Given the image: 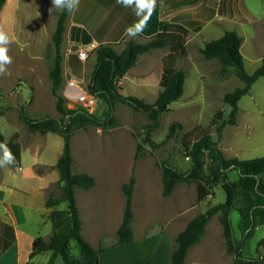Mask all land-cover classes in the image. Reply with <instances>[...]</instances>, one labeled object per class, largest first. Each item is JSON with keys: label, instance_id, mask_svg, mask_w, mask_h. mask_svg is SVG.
Segmentation results:
<instances>
[{"label": "rangeland", "instance_id": "rangeland-1", "mask_svg": "<svg viewBox=\"0 0 264 264\" xmlns=\"http://www.w3.org/2000/svg\"><path fill=\"white\" fill-rule=\"evenodd\" d=\"M219 1L221 0H202L191 6L202 13L199 15L200 20H209L218 10L222 14L230 12L231 16L241 19L242 24L235 25L225 21L222 27H218L215 22H211L204 30L201 31V27L185 35L187 56L177 62V67L186 72L185 91L179 100L171 103L170 110L162 115V126L152 132L151 140L157 146L153 147L150 143L142 141V127L150 122L147 114L122 102H117L115 108L120 127L102 130L90 126L87 129L75 130L72 134L74 172L88 173L96 179V185L91 190H76L83 224L82 233L96 249H110L117 244V232L123 220L126 200L123 186L132 176L135 177L132 227L136 242L131 247L123 246L108 252L106 257H110L107 263H137L142 256H148L150 264H171L176 236L194 217L206 212L215 204L225 202L226 193L222 184L207 186L209 195L203 200L199 199V186L202 182H180L171 195L163 194V161L167 160L184 172L193 166L192 158L185 152V140L193 143L203 134L210 133L227 158L250 160L264 156V76L260 77L252 85L250 92L239 101L236 123H226L222 134H219L218 123L228 120L231 112V107L224 103V96L237 87L244 86V83L232 67L224 66L218 59H208L201 53V48L207 42L220 38L227 30L236 31L246 43L241 47L245 69L248 73H253L264 58V0H232L237 6L235 10L230 11L224 1ZM102 5L105 6L103 3ZM114 6L121 14L131 8L118 3V0H114ZM98 7H90L93 22V12L97 11ZM53 9L55 17L50 12ZM60 10L52 7L51 0H34L33 5H25L24 17L9 24L5 31L10 38L7 48L12 63L7 65V71L0 75L3 94L0 97V132L7 140L19 133L22 151L21 161L16 168L9 164L0 167V200L10 205V210L17 216L18 222L21 215L19 210L25 209L27 203L35 201V198H29V195L34 194L39 182L28 178L34 170L45 177V184L54 183L49 189V194L60 195L57 163L64 148L63 138L52 132H32L21 118L22 111L33 119L62 117L57 110V98L53 94L49 76L54 62V43L51 36L56 29L57 14ZM126 26L127 23L121 28ZM130 38L125 35V39L115 46L116 50H123ZM29 45L34 48L32 53L28 49ZM173 49L175 48L167 46L140 55L134 71L143 70L142 75L135 76L136 82H133L131 76L123 81V85L119 84L122 87L121 93L154 103L158 97L163 72L160 59ZM32 54L36 58H33ZM95 63L96 54L93 51L84 62L86 89L91 81ZM77 65L80 71H75V78L81 80L84 76L83 66L79 63ZM64 72L62 87L59 90L63 96L65 78L69 77ZM33 85L43 89V92L35 91L36 86ZM66 106L72 108L68 101ZM219 110L224 111V118L212 123ZM90 112L103 116L99 101ZM64 121L67 122V119L64 118ZM174 121L181 123V129L177 136L172 137L169 136V128ZM139 144L142 145L141 148ZM205 159L207 160V157ZM227 178L229 181H236L239 178L238 171H230ZM10 189L15 192L11 193ZM66 208V203L58 206L59 210ZM37 212L35 210L29 213V220L37 219ZM3 214L4 205L1 204V218H5ZM231 218L235 235L237 239H241L238 229L240 216L237 210H232ZM6 219L9 220L8 217ZM27 226L31 227L30 224ZM161 232L172 234L173 244H170L168 239L161 240L160 244L153 245L152 249L147 251L140 243L144 233L160 235ZM39 234L48 240L53 234L52 226L41 223ZM8 237L10 240L11 236ZM262 238L264 223L256 227L254 236L246 241L243 249L244 256L259 259L258 264H264V247L259 250L257 248ZM71 244L72 254L80 257L76 242L72 241ZM2 248L0 245V252ZM49 259L50 252L42 253L32 259L31 264H47ZM234 260V254L228 251L219 214L215 215L207 224L202 240L189 250L186 264H234ZM0 264L17 263L10 260L9 256H0ZM54 264H64L60 255Z\"/></svg>", "mask_w": 264, "mask_h": 264}, {"label": "trees", "instance_id": "trees-1", "mask_svg": "<svg viewBox=\"0 0 264 264\" xmlns=\"http://www.w3.org/2000/svg\"><path fill=\"white\" fill-rule=\"evenodd\" d=\"M7 0H0V14ZM196 0L193 1L195 3ZM71 11L61 9L57 14L56 29L52 35L54 43V62L49 72L52 81V91L57 98V110L62 117H44L33 119L25 111L21 118L27 128L32 132L41 134L56 133L64 140V148L59 157L57 168L60 173V195L49 194L46 205L55 208L62 203L67 204L64 210H52L48 218L52 223L53 234L46 240L37 237L33 242V250L30 259L41 253H49L50 259L47 264H54L60 255L64 264H99V254L107 250L100 247L96 249L86 240L82 233V219L77 204V188L91 190L96 185L94 176L88 173H78L73 170V152L71 137L75 130L87 129L90 126L109 130L121 126L115 116L117 102L131 106L134 110L147 114L150 122L142 127V141L157 146L151 140L152 132L162 126V115L170 110L172 102L179 100L185 91L186 72L177 67V62L187 56L185 35L191 30H198L205 21L198 20L193 14L181 16V23L161 22V31L153 36L141 34L131 37L126 45L118 52L116 44H100L96 47V63L88 91L97 99L106 103L103 116H98L84 108H69L66 99L59 93L63 83L62 67V43L65 33V25ZM243 37L236 31L227 30L220 38L207 42L201 48V53L208 59H218L224 66L232 67L244 83V86L226 93L224 103L231 107L230 117L217 125V132L222 134L226 123L235 124L239 111V101L248 94L252 85L264 76V58L262 64L253 72L248 73L244 66L241 47ZM171 46V50L163 59V73L160 79V90L157 100L148 103L141 98L125 96L121 93V80L135 67L138 58L142 54L152 52L155 49ZM80 66L84 62L78 59ZM0 86V97H2ZM67 119V122L64 121ZM224 118V111L219 110L212 123ZM181 129V123L174 121L170 124L169 136H177ZM185 152L192 158L193 166L184 172L171 165L167 160L161 163L163 174V194H172L175 186L180 182H202L199 186V199L203 200L209 195L207 186L222 184L226 193V200L218 203L194 217L175 238L174 250L171 256V264H185L189 250L199 243L209 221L219 214L223 226V234L227 243L228 251L234 254V264H258L259 259L248 258L243 254L247 240L255 234L256 227L264 223V156L250 160H241L238 157L227 158L218 147L217 142L210 133L203 134L193 143L184 141ZM0 144H6L14 157L13 163L9 164L16 168L21 161V143L19 133H15L10 140L0 132ZM139 144V148H141ZM3 150L0 149V158ZM207 157V160L205 159ZM207 165V169H206ZM236 170L239 178L236 181L228 180V173ZM135 177L123 186L126 197L124 216L118 229L117 244H129L134 240L132 221L133 190ZM241 203L240 205L238 204ZM232 210H237L240 216L238 229L241 239H237L231 218ZM72 241L76 242L80 257L72 254ZM264 247V238L258 243V250Z\"/></svg>", "mask_w": 264, "mask_h": 264}, {"label": "crops", "instance_id": "crops-1", "mask_svg": "<svg viewBox=\"0 0 264 264\" xmlns=\"http://www.w3.org/2000/svg\"><path fill=\"white\" fill-rule=\"evenodd\" d=\"M193 1L194 0H156L155 9L150 17V20L147 23L146 28L143 30L141 35L147 37L156 35L161 31V26H160L161 22H164L165 24L181 23V16L185 14H193L196 16L195 18L198 20V18H200L199 15H201L202 13L201 12L199 13L198 10H195L194 7L191 6L193 4ZM201 1L202 0H199L197 2L196 0V3H200ZM223 1L229 7L228 11H230V9L231 10L236 9L235 6L237 5L235 2L233 3L232 0H221L219 1V3ZM102 3L105 6H103ZM30 4L33 5L34 0H7L0 14V28L6 31V27L8 28L9 24H12L14 21H19L21 19L20 17L23 18L25 13V5L29 6ZM92 5L99 6L97 8V11L93 12L95 15L94 22L91 20L93 17H92V13L90 12L91 10L90 7ZM115 9L116 7L114 6V0H103V2L101 0H79L78 7H76L74 10L70 12V15L66 21L65 33L63 36V43H62L63 72L65 71L64 72L65 75L69 76L65 78L64 86L69 78L77 77L75 76V71L76 73L80 71L77 65L79 59L78 50L80 49V47L90 44H95L96 46L100 44H108V43L116 44V45L120 44L125 39L126 29L129 26L136 23L139 19V17L136 15L134 6H131V8L128 9V11H123L122 14L116 11L117 9L116 10ZM54 10L55 9L51 10L50 12L52 16L55 17L53 13ZM229 13L230 12H226L222 14L218 10H216L212 18H210L209 20H206V18L203 19V21H205V25L202 26L201 31L204 30V28H206L211 22H215L218 27H222L223 22L225 21L231 22L235 25L242 24L241 19H236V16L235 17L231 16ZM125 23H127V26L126 28L122 29L121 26L122 25L124 26ZM245 44H246L245 39L243 38V44H242L243 47L245 46ZM28 49L32 53V49L34 48L32 45H29ZM156 50H161V49H155L152 52ZM169 52H167L166 54H168ZM165 55H163L160 59L159 63L161 67H163V64L161 63ZM32 57L36 58V56L34 55ZM136 66L133 67L129 71V73L121 80L120 82L121 85H123V81L125 79H128L131 76H133L132 77L133 82H136L137 77L135 76L142 75L143 70L134 71ZM82 73L84 74V76L83 78H81V80L84 81V78L86 76L85 66H83ZM33 86H36L35 91L38 90L41 93L43 92L42 91L43 89H39L37 85H33ZM98 101L101 104V108L103 109L104 112L106 108V103L99 99L97 100V102ZM28 178L32 179L35 182H39V185L37 186V190L34 192V194L32 196L29 195V198H33V199L35 198V201L31 203H27L25 207L26 210L23 208L19 210L21 213L20 222H18V218L13 213V211L10 210V205L5 203L4 200H0V205L1 204L4 205V212H5V214H3L5 215L4 216L5 218L0 217V245H2L3 247L1 250L2 252H0V256L2 258L3 256H9L10 260H14L17 264L32 263V259H30V254L33 250V242L37 237H42L39 234V226L41 225V223L52 226V223L49 220L48 215L52 210H58V207L48 208L46 205L49 196V189L54 183L45 184L44 181L45 177L42 174L37 173L35 170L28 175ZM10 191L11 193L15 192L14 189H10ZM35 210L38 211L37 219L31 221L28 218V214L32 213V211ZM6 217H8L9 220H7ZM169 222H171V220L168 221V223ZM28 224H30L31 227H28L27 226ZM8 236H11L10 240H8L9 239ZM141 238L143 240L140 243L143 244L144 247H146L145 249L147 251H150L153 245L155 246L157 244H160L161 240L165 241V239H168V242H170V244L171 243L173 244V235L165 232H161L160 235H154L153 233L152 234L144 233ZM157 239L158 241H156ZM135 242L136 239H134L129 244H116L112 246V248L107 249L104 252H101L99 254V264H150L148 256L145 257L142 256L140 258V261H138L137 263H130V262L107 263L110 257V256L106 257V254H108V252L112 251L113 249L115 250L120 249L123 246L131 247L135 244ZM156 252L158 253L157 248H156ZM38 255H36L35 257H37ZM167 264L169 263L167 262Z\"/></svg>", "mask_w": 264, "mask_h": 264}, {"label": "clouds", "instance_id": "clouds-1", "mask_svg": "<svg viewBox=\"0 0 264 264\" xmlns=\"http://www.w3.org/2000/svg\"><path fill=\"white\" fill-rule=\"evenodd\" d=\"M118 3L124 6H134L138 21L126 29V35L135 37L143 32L148 21L155 9L156 0H118ZM53 8L74 10L79 5V0H51ZM10 43V38L7 33L0 28V75L7 71V65L12 63L11 57L8 56L7 45ZM0 149L3 150V156L0 158V167L11 164L14 157L11 150L6 144H0Z\"/></svg>", "mask_w": 264, "mask_h": 264}, {"label": "built area", "instance_id": "built-area-1", "mask_svg": "<svg viewBox=\"0 0 264 264\" xmlns=\"http://www.w3.org/2000/svg\"><path fill=\"white\" fill-rule=\"evenodd\" d=\"M95 44L84 45L78 50V58L85 62L96 49ZM64 97L73 108H84L93 111L97 98L85 88V82L76 78H69L64 86Z\"/></svg>", "mask_w": 264, "mask_h": 264}]
</instances>
